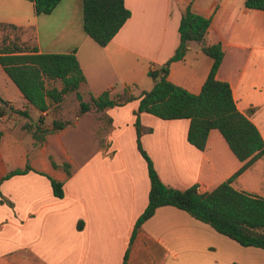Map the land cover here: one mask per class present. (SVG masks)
Here are the masks:
<instances>
[{
    "label": "crops",
    "instance_id": "obj_1",
    "mask_svg": "<svg viewBox=\"0 0 264 264\" xmlns=\"http://www.w3.org/2000/svg\"><path fill=\"white\" fill-rule=\"evenodd\" d=\"M125 3L131 17L105 46L84 29L83 0H61L49 14H37L32 0H0V23L21 28V40L39 52L76 50L86 76L84 99L106 90L120 94L125 88L139 96L155 84L151 64H164L178 47L181 16L192 0ZM200 9L212 17L207 41L215 43L211 32L216 24L219 38L237 49L225 51L217 78L230 82L238 109L264 138V10L244 6L237 14L230 0H210ZM211 66L209 55L189 46L182 60L171 63L168 78L199 93ZM0 96V120L9 117L13 124L0 127V264H122L129 247L128 264H264L263 248L243 246L173 205L158 207L130 244L151 188L147 161L138 148V98L107 108V126L90 110L35 145L24 128L28 119L13 112L25 108L27 100L2 66ZM43 114L51 127L55 117ZM30 115L37 121L40 113L31 109ZM139 118L142 146L170 187L197 185L201 192L210 191L243 165L219 131L211 130L201 150L188 140L189 119H163L147 112ZM83 120L91 126L95 146L79 158L64 137L70 129L79 130ZM53 160L71 163L72 174L54 167ZM27 165L32 169L26 173L2 179ZM49 176L64 182L62 198L55 196ZM232 183L264 197V155Z\"/></svg>",
    "mask_w": 264,
    "mask_h": 264
},
{
    "label": "trees",
    "instance_id": "obj_2",
    "mask_svg": "<svg viewBox=\"0 0 264 264\" xmlns=\"http://www.w3.org/2000/svg\"><path fill=\"white\" fill-rule=\"evenodd\" d=\"M32 1L37 14L52 13L61 2ZM244 6L248 9L264 10V0H245ZM83 12L86 33L102 46L107 45L131 17V10L126 6L125 0H83ZM211 22V16L195 11L190 5L183 10L178 47L164 64H151L149 75L155 80V84L139 96L129 94V88H125L120 94L112 95L106 90L99 95L91 94L89 100H85L82 89L86 76L76 50L69 53H43L28 42H23V45L13 42L11 46L0 50V66L27 100L25 108H13V112L28 119L24 128L32 134L35 145L42 144L49 133L61 130L68 124L55 117L52 126L48 127L45 125L43 113H52L69 94H75L81 114L90 110L103 112L107 108L139 99L135 112L138 148L147 161L151 188L149 202L135 223L130 244L141 225L158 207L173 205L208 223L217 232L243 246L264 249V197L238 190L232 183L239 174L264 155V138L255 123L238 109L230 82L217 78L225 51L221 43L207 41L206 35ZM0 24L22 30L12 24ZM192 41L212 58V66L199 93H194L168 78L171 63L185 57ZM31 109L40 113L37 121L32 120ZM142 112L163 119H189L188 140L201 150L206 148L211 130L218 129L243 165L233 176L210 191L201 192L197 185L186 189L168 186L162 181L154 161L142 146V125L139 118ZM2 135L3 132L0 131V140ZM52 163L54 167L62 166L68 176L72 174L71 163L58 164L54 160ZM30 169V165L24 169H14L2 179L26 173ZM49 178L55 196L62 198L64 182L51 176ZM82 223H78L80 229ZM129 253L130 247L122 264H128Z\"/></svg>",
    "mask_w": 264,
    "mask_h": 264
},
{
    "label": "rangeland",
    "instance_id": "obj_3",
    "mask_svg": "<svg viewBox=\"0 0 264 264\" xmlns=\"http://www.w3.org/2000/svg\"><path fill=\"white\" fill-rule=\"evenodd\" d=\"M232 2V6L234 12L240 14L242 8H244L245 0H230ZM210 0H192V9L202 12L200 9L201 7H206ZM218 25H214L211 32V37L214 39L215 43H221L224 51L230 54L231 50H237L232 46H228L223 40H221L217 33ZM229 28L225 27V35L227 37L230 36ZM23 36V30H17L9 26L1 25L0 24V50L4 49V47L11 46L13 42H16L20 45H23V41L21 37ZM190 48L197 49L198 45L195 41L190 42ZM152 80V79H151ZM85 100H89L88 98ZM4 105L3 101L0 98V110H3ZM79 103L75 96V94H69L66 96L65 100L63 101L62 105L56 106L51 113V117H56L60 121H66L68 124L74 120L76 116L81 115L79 111ZM93 116L98 117L101 123L106 124L107 126V117L105 116L104 111H93ZM9 117L5 120H0V127H7L12 126L8 121ZM86 120L80 122L82 124L79 130L77 129H70L68 133L65 135L64 140L70 152L75 154V157L81 158L85 156L89 152H91L95 146V138L91 131V126L88 123H85ZM75 128V127H74ZM218 132V129H214ZM27 136L28 133H26Z\"/></svg>",
    "mask_w": 264,
    "mask_h": 264
}]
</instances>
